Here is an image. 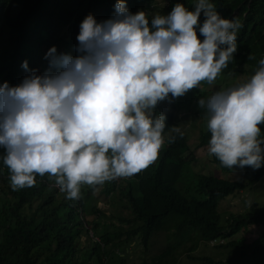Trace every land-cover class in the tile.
Here are the masks:
<instances>
[{"label":"clouds","instance_id":"obj_1","mask_svg":"<svg viewBox=\"0 0 264 264\" xmlns=\"http://www.w3.org/2000/svg\"><path fill=\"white\" fill-rule=\"evenodd\" d=\"M241 27L211 0H195L193 10L175 3L151 21L125 0L106 20L86 15L76 56L53 46L43 73L24 61L28 74L18 85L0 84V159L12 189L48 174L67 199L79 200L82 185L95 189L146 169L165 143L158 103L213 84L237 51ZM197 103L207 110L210 155L229 169L264 166V59L247 80Z\"/></svg>","mask_w":264,"mask_h":264},{"label":"trees","instance_id":"obj_2","mask_svg":"<svg viewBox=\"0 0 264 264\" xmlns=\"http://www.w3.org/2000/svg\"><path fill=\"white\" fill-rule=\"evenodd\" d=\"M211 2L221 17L239 19L242 23L237 32V51L222 71L225 76L232 72L237 76L246 72L253 75L259 61L264 59V0ZM115 3L116 0H0V37L4 39L0 44V84L18 85L28 74L22 67L24 61L28 70L43 73L47 70L45 54L53 46L58 54L76 56L81 21L88 14L97 22L110 18ZM125 3L131 13L145 11L151 21L158 13H169L175 3L193 10L195 0H125ZM200 20L203 21L202 15ZM249 55L255 59H248ZM200 85L182 97L156 106L155 112L166 116L167 126L163 132L165 143L154 163L131 178H117L95 189L82 185L79 200L67 199L48 174L37 175L33 187L13 190L9 170L0 159V264H151L150 260L130 261L125 255L133 242L146 247L152 233L162 227L170 212L174 213L168 216L174 220L175 231H194L204 243L215 241L213 247L221 255H189L195 263L264 264V205L230 212L224 223L220 222L217 210L219 199L256 182L264 174L263 167L255 170L249 166L234 167L233 170L249 173L243 180L196 173L195 194H187L175 186L183 168L192 160L186 156H192V151L184 134L181 137L172 131L178 127L174 111L182 108L183 99L189 102L195 94L200 95L203 91ZM198 113L205 115L207 110L199 107ZM169 136H175V141L168 143ZM210 138L206 126L199 131L196 145L203 147ZM209 160L222 170H230L214 155ZM115 190L121 207L128 210L127 215L113 211L105 215L97 206L98 201L107 202L106 197ZM113 215L119 221L116 225L110 220ZM100 216L109 219L100 223ZM109 224L115 228H108ZM240 231L243 234L235 235ZM167 252L168 249L154 255L152 264H157ZM160 264L174 262L163 260Z\"/></svg>","mask_w":264,"mask_h":264},{"label":"rangeland","instance_id":"obj_3","mask_svg":"<svg viewBox=\"0 0 264 264\" xmlns=\"http://www.w3.org/2000/svg\"><path fill=\"white\" fill-rule=\"evenodd\" d=\"M1 42H4L2 37H0V44ZM70 54L72 55V53ZM45 67V69H48V61ZM250 76L251 73L247 72L238 76L232 72L230 75L225 76V72L222 71V74L217 77L213 84L209 85L205 82L200 85L202 86L200 88L203 90L200 95L195 94L193 99L189 102H186V100L183 99V105L186 107L181 105L182 108L174 111L178 127L183 132L188 147H190V150L192 151V156L186 155L187 157L192 158L191 162L183 168L179 179L175 182V186L180 187L187 194H195L193 186L196 173H213L214 175L233 180H243L245 177L249 176V173H244L241 169L222 170L218 168L209 160L210 154L208 153V144L203 147L197 146L196 144L199 131L207 126V114L201 115L198 113V100L201 98L206 99L215 91L235 86L238 82H243L250 78ZM262 132H264V130H262ZM261 167L264 168V166ZM189 185H192L191 189L187 188ZM106 200L107 202H97V206L104 210L105 215H110L111 211H113L114 214H128V210L121 207V200L117 190L107 196ZM249 201L252 203L251 205L254 206L264 205V174H262L256 182L251 185L219 199L217 210L220 214V222L224 223L226 216L230 212H237L244 207H248ZM168 215H174V213L170 212L167 214V217L169 218L161 228L152 233L148 239L146 247H143L140 243L136 242L130 244L128 254L125 255L128 260L136 263L150 260L149 262L152 264V257L166 249H168L167 254H165L162 259H159L157 264H160L163 260L174 262V264H197L193 259H190L189 255L199 256L210 254L215 257L221 255L218 252V249L213 247L215 241L204 243L194 231H175L173 226L174 220L170 219V216ZM107 219H109L108 216L99 217L100 223H103L104 220L106 222ZM110 220L115 225L119 223L114 215ZM103 225L107 224L105 223ZM111 227L112 225L109 224L108 228ZM112 228H115V226ZM241 234H243V232L240 231L235 235Z\"/></svg>","mask_w":264,"mask_h":264},{"label":"built area","instance_id":"obj_4","mask_svg":"<svg viewBox=\"0 0 264 264\" xmlns=\"http://www.w3.org/2000/svg\"><path fill=\"white\" fill-rule=\"evenodd\" d=\"M89 233H90V232H89ZM91 235H92V234H91ZM92 238H93V239H97V237H96V236H94V235H92Z\"/></svg>","mask_w":264,"mask_h":264}]
</instances>
